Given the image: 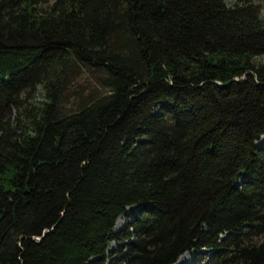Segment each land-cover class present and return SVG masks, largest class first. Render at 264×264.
I'll return each mask as SVG.
<instances>
[{"label": "trees", "instance_id": "16d2710c", "mask_svg": "<svg viewBox=\"0 0 264 264\" xmlns=\"http://www.w3.org/2000/svg\"><path fill=\"white\" fill-rule=\"evenodd\" d=\"M190 251L264 264L259 3L0 0V264Z\"/></svg>", "mask_w": 264, "mask_h": 264}, {"label": "rangeland", "instance_id": "374dc122", "mask_svg": "<svg viewBox=\"0 0 264 264\" xmlns=\"http://www.w3.org/2000/svg\"><path fill=\"white\" fill-rule=\"evenodd\" d=\"M235 0H226V2L228 4H232L234 3ZM257 3H259L260 7H261V14L264 16V0H255ZM78 86H81L82 90H84V93H88L89 91H94V92H101L100 91V87L97 85V83L95 82V80L91 77V76H84L82 78L79 79L78 82ZM43 100V94L41 93V91H38L36 93V98L35 101H42ZM138 206H129L125 209L124 213L121 214L119 216V220L117 222V227L116 230H119L125 223L126 221L131 219V215L133 212L138 210ZM121 244V242L118 241H114L110 243L109 249H114V248H118V246ZM186 256L187 259L180 264H197L198 263V259H199V255H196L194 253L190 252H186ZM195 258V260H194Z\"/></svg>", "mask_w": 264, "mask_h": 264}, {"label": "bare ground", "instance_id": "6f19581e", "mask_svg": "<svg viewBox=\"0 0 264 264\" xmlns=\"http://www.w3.org/2000/svg\"><path fill=\"white\" fill-rule=\"evenodd\" d=\"M186 259H187V256H186V255L182 256V257L179 259V261H178L177 264L183 263Z\"/></svg>", "mask_w": 264, "mask_h": 264}]
</instances>
